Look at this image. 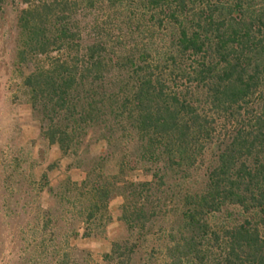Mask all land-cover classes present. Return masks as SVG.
<instances>
[{
  "label": "trees",
  "instance_id": "obj_1",
  "mask_svg": "<svg viewBox=\"0 0 264 264\" xmlns=\"http://www.w3.org/2000/svg\"><path fill=\"white\" fill-rule=\"evenodd\" d=\"M18 1L40 138L85 172L59 187L81 236L122 199L102 260L264 264V0Z\"/></svg>",
  "mask_w": 264,
  "mask_h": 264
},
{
  "label": "rangeland",
  "instance_id": "obj_2",
  "mask_svg": "<svg viewBox=\"0 0 264 264\" xmlns=\"http://www.w3.org/2000/svg\"><path fill=\"white\" fill-rule=\"evenodd\" d=\"M22 7L0 0V264H59L67 253L69 264H106L102 254L123 231L117 220L122 199L110 201L109 222H96L90 237L81 236L78 208L60 198L59 187L67 177L81 182L85 172L68 169L70 159L40 138L23 83L32 66L17 59ZM131 178L150 176L136 171ZM73 227L79 236H72Z\"/></svg>",
  "mask_w": 264,
  "mask_h": 264
}]
</instances>
